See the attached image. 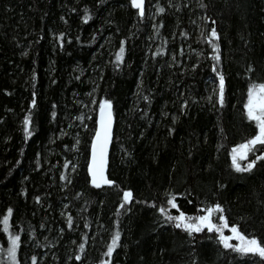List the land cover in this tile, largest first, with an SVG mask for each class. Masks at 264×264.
Segmentation results:
<instances>
[{"label": "trees", "instance_id": "trees-1", "mask_svg": "<svg viewBox=\"0 0 264 264\" xmlns=\"http://www.w3.org/2000/svg\"><path fill=\"white\" fill-rule=\"evenodd\" d=\"M251 82H264V0H146L143 19L130 0H0V220L13 209L21 264L33 255L38 264H260L207 230L188 237L158 211L179 214L171 196L187 215L218 203L229 227L264 241V162L237 173L229 155L256 132L243 107ZM102 99L113 105L107 177L115 185L97 190L87 164ZM116 231L119 246L107 257Z\"/></svg>", "mask_w": 264, "mask_h": 264}, {"label": "snow or ice", "instance_id": "snow-or-ice-1", "mask_svg": "<svg viewBox=\"0 0 264 264\" xmlns=\"http://www.w3.org/2000/svg\"><path fill=\"white\" fill-rule=\"evenodd\" d=\"M130 6L132 9L138 10L137 15L139 18L143 19L145 17V0H130ZM169 6L172 7L173 5L170 4ZM200 6L202 8L206 7L203 3H201ZM156 11L158 13H163L165 9L156 5ZM91 18V16L85 15L83 22L88 23ZM213 23H215V21H213ZM162 26L163 25H161V27ZM206 39L208 43L211 44L213 52L216 53V55L211 57V59L216 62V64L212 66V71L216 74V78L219 81L217 102L221 107H223L225 102V77L216 67L221 60L219 55L220 48L216 43L219 39L217 30L212 28L211 32L206 36ZM123 44L124 42L122 41L119 52L116 54V61L118 65L119 63H122L124 59L125 48ZM23 55H27V53L25 52ZM248 71H252V69L249 68ZM78 78L79 77H77V79ZM33 79H35V76H33ZM246 95V102L243 106L244 113L247 121L250 123L254 122L256 132L255 135L247 139L245 142L233 147L229 153L231 157V168L237 173H251L256 168L258 162H264V82L249 83ZM143 99L148 101L149 97L144 96ZM209 100H211V97H209ZM93 103H96V101L93 100ZM31 107H36L35 98L32 100ZM184 107H187V105L185 104ZM112 108V101L108 99H102L99 101V116L96 121L97 127L91 140L90 159L87 164V172L91 178L90 183L94 188H101L105 185L113 187L115 185V182L110 180L105 175L108 166V148L112 141ZM53 115H55V113H53ZM78 119H83V117H78ZM173 123H175V117H173ZM30 125L31 117L25 116L23 120V132L26 140L33 134L30 129ZM171 131L174 130L170 129V132ZM79 143L80 141L77 139L76 144L78 145ZM73 147L75 148V145ZM242 161H246V163L242 164ZM64 166L67 168L68 164L65 163ZM75 168L76 165H73V171H75ZM61 179L65 180L67 177L62 175ZM69 183H71L70 180ZM132 199L133 193L130 190L124 191L123 201L119 208H124L126 204H129L132 201ZM36 201L39 203L40 198L36 197ZM137 203H140V201H137ZM188 203L191 204L192 201L189 200ZM167 204L172 209H176L179 214L172 215L164 207H160L158 211L162 216H164L166 222L175 229H180L190 238L193 237L194 233H201L206 229L208 233L216 234L218 243L222 245L225 250H230L240 257H258L260 264H264V241L255 236L244 235L236 225L229 227L228 221L224 215V209L220 204L217 203L213 206L200 208L198 211L203 214L197 215H187L184 211H181L180 206L176 202L175 196H171L167 199ZM150 206L155 207V205ZM117 211L119 212V209ZM217 213H219V223L214 222V216ZM12 215L13 209L8 208L7 214H4L2 220H0L3 233L7 234L6 247L0 246V256H3V260L0 261V264H21V261L18 259V252L21 248L22 241L21 236L16 231L10 230V218ZM67 220L69 227H71L72 217L69 216ZM41 227H43V225H41ZM85 227H87V225H85ZM225 229H228L231 235H225ZM120 235L119 231H116L113 234L111 243L107 246V252L104 253V255L107 257L112 256L115 249L119 246ZM233 240L238 241V243H230V241ZM78 247L79 250L83 252L84 244L81 243ZM75 259L80 261L81 256L76 255ZM31 264H38L37 257L35 255L31 257ZM102 264H110V261L104 260L102 261Z\"/></svg>", "mask_w": 264, "mask_h": 264}, {"label": "water", "instance_id": "water-1", "mask_svg": "<svg viewBox=\"0 0 264 264\" xmlns=\"http://www.w3.org/2000/svg\"><path fill=\"white\" fill-rule=\"evenodd\" d=\"M145 7H146V0H145ZM134 11L138 12V10L136 9H133ZM98 116H99V110H98V114H97V119H98ZM112 116H113V113H112ZM114 126H115V122H114V117H113V124H112V140H113V133H114ZM111 145H112V141L111 143L109 144V148H108V163H109V156H110V152H111ZM107 172H108V166H107V169H106V172H105V175L107 176ZM91 180L90 176H89V181ZM91 185V183H90ZM106 186V185H105ZM105 186H102L101 188H95L97 190L99 189H102L104 188ZM94 188V187H93Z\"/></svg>", "mask_w": 264, "mask_h": 264}, {"label": "rangeland", "instance_id": "rangeland-1", "mask_svg": "<svg viewBox=\"0 0 264 264\" xmlns=\"http://www.w3.org/2000/svg\"><path fill=\"white\" fill-rule=\"evenodd\" d=\"M228 235H231V233H229ZM230 243L236 244V243H238V241L233 240V241H230Z\"/></svg>", "mask_w": 264, "mask_h": 264}]
</instances>
